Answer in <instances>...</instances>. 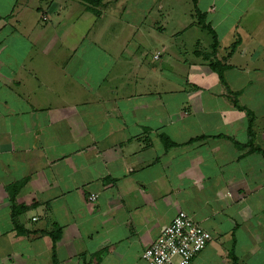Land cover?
I'll list each match as a JSON object with an SVG mask.
<instances>
[{"label":"crops","instance_id":"1","mask_svg":"<svg viewBox=\"0 0 264 264\" xmlns=\"http://www.w3.org/2000/svg\"><path fill=\"white\" fill-rule=\"evenodd\" d=\"M169 2L0 0V264H147L179 210L264 264V0H197L223 79Z\"/></svg>","mask_w":264,"mask_h":264},{"label":"built area","instance_id":"2","mask_svg":"<svg viewBox=\"0 0 264 264\" xmlns=\"http://www.w3.org/2000/svg\"><path fill=\"white\" fill-rule=\"evenodd\" d=\"M157 55H155L156 57ZM94 201L96 194L87 196ZM212 239V234L192 215L179 210L159 236L141 253L147 264H190L193 257Z\"/></svg>","mask_w":264,"mask_h":264},{"label":"rangeland","instance_id":"3","mask_svg":"<svg viewBox=\"0 0 264 264\" xmlns=\"http://www.w3.org/2000/svg\"><path fill=\"white\" fill-rule=\"evenodd\" d=\"M136 1H138V0H136ZM142 1L145 2V1H149V0H142ZM168 1H170L169 2L170 3L169 8L170 9L172 8V10H171L172 11V13H171L172 14V22L169 23L167 32L170 31V27L176 28V26H179L180 22L182 24L190 23V19H189L190 18V11H192L191 9L193 8L192 0H168ZM121 10L122 9H121L120 4H115L111 7V15L114 17L120 16ZM191 13L193 14L194 20L196 21V15H195L194 9ZM84 21H85V19L84 20H82V19L76 20V22H78V24H83ZM161 25H159V26H161ZM111 28L112 29L109 31H107V30L102 31L107 36V38L110 35L112 36L113 34L116 35L119 33V31L117 29H115L114 26ZM132 32L133 31H130V30L127 31V34H123V38L124 39L125 38L130 39ZM136 32L137 33L132 37H133V39H136L138 42V41H140V39H143V34H142L143 31L137 30ZM143 33H144V36H146L147 32H146V34H145V32H143ZM191 33L192 34H190V36H188L187 34H186V36L185 35L177 36L176 44H178V47H175V48L176 49L179 48V46L181 45V41L184 39H187V37H188V38H190L189 41L192 40V42H193L194 40H197L199 42V43H194V42L192 43V45L190 46V48H192V50L200 51L201 53H203V51H205L204 53L210 52L211 45L213 43L212 37L210 38V33L207 30H200V31L192 30ZM149 35H151V37H150L151 41L150 42H151V46H153L152 45L153 41L156 39L157 35L156 34L154 35V33L152 34V32H150ZM161 35H163V33ZM58 54H59V52H58ZM55 55H57V54H55ZM48 67H49V69H47L48 74L52 75L51 74L52 72L55 74L54 64L48 63ZM52 80H53V77H52ZM48 81L51 82V80H49V79H48Z\"/></svg>","mask_w":264,"mask_h":264},{"label":"trees","instance_id":"4","mask_svg":"<svg viewBox=\"0 0 264 264\" xmlns=\"http://www.w3.org/2000/svg\"><path fill=\"white\" fill-rule=\"evenodd\" d=\"M81 1L86 5L87 9H91V10H94V8L99 6L102 2V0H81ZM192 3H193V9H194L195 15H196L195 23L199 27H201L202 29L207 30L213 39V43L211 45L210 52L201 53L200 51H196V50L194 52L197 55H201L203 59L207 60L210 68L214 72L217 73V75L219 76L220 79H223V77H222L223 71L227 68L228 65L221 62V60L215 58V52H216V48H217L216 33L213 30V28L211 27V25L208 22H206L205 14L199 11V9L197 7V0H192ZM234 46L235 45L231 46V49H233Z\"/></svg>","mask_w":264,"mask_h":264}]
</instances>
